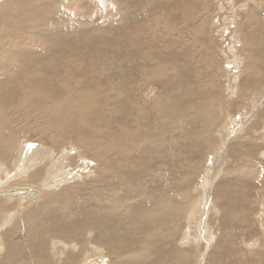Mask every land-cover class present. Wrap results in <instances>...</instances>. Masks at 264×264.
<instances>
[{"label": "bare ground", "instance_id": "6f19581e", "mask_svg": "<svg viewBox=\"0 0 264 264\" xmlns=\"http://www.w3.org/2000/svg\"><path fill=\"white\" fill-rule=\"evenodd\" d=\"M34 1L7 2L0 22V264H190L189 247L194 238L198 242L190 234L200 229L194 226L196 204L190 191L199 168L194 159L207 151L206 134L217 128L220 117L210 102L202 101L195 45L172 38L176 25L166 20H177L182 12L185 26H191L197 3L146 0L141 6L135 0L134 10H118L98 1L104 8L98 16L135 15L137 22L130 31L122 21L109 23L107 34H90L86 24L93 16L79 17L75 9L78 20H72L63 12L64 5L88 1L49 0L52 11L34 6L43 0ZM243 19L242 55L235 54L239 40L229 47L231 63L242 69L229 92L232 108L239 107L247 89L254 103L264 98V91L254 90L251 72L263 73L264 14L246 13ZM121 29L122 36H115ZM70 37L75 39L66 41ZM222 105L217 104L220 113ZM255 122L248 128L251 140ZM245 142L232 146L234 159L244 157L245 147H256ZM87 159L96 168L79 176L76 166ZM257 177L262 186L261 169ZM71 185L77 186L69 190L74 196L54 198L49 206L36 202L45 192ZM185 222L186 239L178 242ZM213 229V250L222 254L224 240Z\"/></svg>", "mask_w": 264, "mask_h": 264}, {"label": "rangeland", "instance_id": "374dc122", "mask_svg": "<svg viewBox=\"0 0 264 264\" xmlns=\"http://www.w3.org/2000/svg\"><path fill=\"white\" fill-rule=\"evenodd\" d=\"M10 1L11 0H0V22L5 20L6 11L4 7L5 4ZM26 1L30 3L36 2L34 0H26ZM85 1L86 2L88 1L89 3H85L84 1H82L83 2L82 5L81 4L72 5L74 7L70 5L69 6L70 8L64 5L63 12L64 13L66 12L65 14L68 15V17H70V19L72 20L73 19L78 20V16L79 17L85 16V14L86 16L89 14L91 15V17L93 16L91 18L92 23L88 22V24H86L88 25V27L89 26L92 27V28L91 27L88 28L90 34L94 32L97 33L101 32L107 34L109 32L108 30L110 28V24L120 25V23L122 24V21L128 23V24L126 23L125 25H128L126 27H128V30L130 31L135 25V22H137L134 21L136 20L134 19L135 15L133 16L131 15L132 18L131 19L130 17L126 18V16H123L122 14L119 15V13L117 12H115L116 16L118 14L122 19L118 16H117L118 18L116 19L112 18V14L110 15V13H114V12H110V13L105 12L107 16L105 14L98 16L99 13L104 11L103 6L100 7V5L102 4L101 3L99 4L98 1L107 4V7H110V5L111 7L116 6L115 8L118 10H121V8L125 6L127 8H131V10H134L132 9V7H135V0L128 1V4L127 2H124L125 0H122L124 3H121V6H120V0L118 1L117 0H85ZM145 1L146 0H140L141 2L140 5L141 6L144 5ZM191 1L197 3L196 8H194L195 10L194 14L191 17L194 26H192L193 24L191 26H188L187 23H186L187 26H185V22H184L185 17L184 14H181L182 13L181 12L179 13L177 20L165 19L166 22L173 23L176 25V29L172 33H169V35L172 36V38L179 40L180 44L182 42V39H185V41H189V42L192 41L191 43L195 45V51L197 55L193 59V63H195V69H196L195 78L198 81V83L202 84L204 90L205 96L202 101L204 102L207 100L208 102H210L211 106L214 107L215 110L217 111L219 109H222L221 107L218 109L217 104L219 105L223 103L222 105L223 113H220V110L218 112L217 111L215 112L216 115L220 117L219 123L216 124V127L218 129L214 128L210 133L206 134V141H207L206 146L208 145L207 151L205 150L203 154H199L197 156L198 158L195 157L196 159H194L199 161L198 164L199 168H197L196 174L193 177V181L190 184V191H193L191 192V195L195 198V204H196V209L194 210L196 216L193 215L195 216L194 224H196L194 226H198L200 227V229L198 230L197 228L195 233L194 232L193 233L191 232V234L189 233L193 238L195 237V235H197L198 237L196 238L197 239L196 241L198 242H195L194 241L195 238L194 239L192 238L193 239L192 243L194 245H192V247H189V250L193 251L190 264H205V263L215 264L217 262L218 264H220V262L224 264H264V222H263L264 182L261 186V183H259L260 177H257V171L261 169L264 178V98H262L263 100L261 101L259 100V102L254 103L253 99L250 98L252 96L251 91L250 89H247L243 101L239 102L240 103L239 107L234 106L232 108L229 106L232 103V101L229 99L231 96L229 92L231 89V85L233 84V79H236L234 75L238 76L239 72H241L242 70L240 69V67L238 69V67L233 65L234 62L231 63L234 55H231L229 51V47L235 44V41L239 40L238 41L239 48L235 46L236 51L235 50L234 51L237 52L235 53L236 55L237 54L242 55V52L240 50L244 46L245 37L243 35L245 33L244 31L246 30L245 27L246 20H244L243 17L246 15V13L247 14L255 13L261 15L264 14V0H250V2L248 3L249 8L244 11H242L243 9L240 11V9L243 8L245 2L249 0H191ZM191 1L177 0V3L183 5ZM38 3H40L41 6H36L34 4L32 5H34L38 9L45 8L49 11H52V9L54 8V6L52 5L51 2H49V0H43ZM85 4H87L86 7ZM90 5H93L92 7L96 6L94 10L92 7L91 8L89 7ZM97 5H99V7ZM128 5L130 6L128 7ZM75 9L81 14L78 13L79 14L78 15L76 13L75 14L72 13L73 10L74 12L76 11ZM90 10L94 11V13L91 14L92 11ZM97 10H99V12ZM122 10H124V8ZM165 11H167V9H165ZM53 12H51V14ZM163 12L164 11H162V13ZM76 15L78 16L75 17ZM124 18L126 21L124 20ZM94 19L97 21L95 22ZM137 20L139 19L137 18ZM99 21L101 24L99 23ZM110 21L113 22L111 23ZM154 21L156 22V24H161L160 20H154ZM93 22H95L96 24H94ZM11 24H13V22ZM92 25L94 27L98 26V28H94ZM100 25L101 26L103 25L102 26L103 29ZM3 26L4 25L0 23V28ZM8 27L10 28V22ZM104 27H106V29ZM189 30L190 32L188 33ZM153 31L154 28H151L150 32ZM114 32L117 34L115 36H122L123 34L122 32L124 31H122L121 29V31H114ZM114 32L113 34H115ZM195 32H199V33L204 32V36L202 37L201 35H198ZM179 33L181 36H178ZM193 33L196 35H194ZM190 34L195 38L192 39ZM74 39L75 38L70 37V38H66V41L70 42L73 41ZM43 49L46 48L43 47ZM38 50L41 51L40 49ZM247 50L249 52L253 51V50H249V48H247ZM184 58L189 60V57H184ZM243 58L247 59L248 53L245 54L243 53ZM256 58H258V60L260 61V57H256ZM242 64L247 65V60H244ZM251 72L253 73L252 75L254 76V78L252 79V84L255 85L254 90L264 91L262 90L264 87V74H263L264 68H263V73H260V76L257 75L255 69H252ZM192 76L194 75L192 74ZM243 79L246 80L245 77H243ZM242 98L243 97H239V99ZM257 104L258 105L261 104L260 105L261 107L259 108ZM252 107H254L255 110ZM244 111L246 113H244ZM246 114L247 116H245ZM255 120L256 122L254 123V125L258 126V128H256L255 133L253 134L254 140H251L249 137L250 135L252 136L251 134L252 132L249 133L248 130L251 129L250 126L253 124V121ZM242 122H244L245 124ZM227 128L229 130L228 132L226 131ZM223 133L225 138H223L222 136ZM243 141L246 142L251 141L256 144V147L251 149L250 146L249 147L247 146V148L245 147V150L241 149L244 152V157L240 159H234L233 154H235L236 152L231 153V150L233 149L232 146L234 144L241 146L242 144H244L242 143ZM212 145L214 146L215 149L213 148ZM203 147L206 148L203 145L202 147H200L201 150ZM217 147L220 150H218ZM74 155H71L70 158L74 157ZM203 157L206 159H204ZM200 158L202 160H200ZM145 159L147 160V162L149 161V157ZM188 159L190 160L189 157ZM80 161L76 166V168H78L77 174L79 176L83 174L85 175L87 169L91 170L92 168H96V165L92 163V161L90 165V161L88 159L86 160L87 163L84 160H80ZM202 162L203 164H201ZM206 163L210 168L206 165ZM231 167H233V169L230 172L229 170L231 169ZM79 170H82L83 172ZM206 172H208L209 174H207ZM205 175H207L208 177ZM73 178L77 181L81 180V179L79 180L78 179L79 177H76V175ZM76 189H77L76 185H71L67 187L64 186L58 190L56 189V191L53 190L50 192H45L40 196V198L36 202L43 206H49L52 204L54 198H56L57 201H60L66 199L68 193L69 196H74L72 195L73 192L69 190L75 191ZM225 190L229 192L228 196ZM212 206L217 208L216 209L217 211L215 209L212 210L211 209ZM209 207L214 216H212V214H209L211 213L209 212L210 210ZM206 211H208L209 213ZM208 227L210 228L209 229L210 232L207 233ZM214 227L215 230H217V227L218 229L222 227L220 231L217 230L216 232L218 239L224 240V244L226 247L224 249V253L222 254H218L215 252V250H213L214 247L216 246L215 242L213 241V235L215 234L213 229ZM185 230L188 231L187 222L183 224V229L181 230V234H180L181 237H179L180 240L178 242H180L181 240L182 242H184V239H186L184 235L186 234ZM221 235L223 236L227 235L228 238L224 239ZM200 240L203 243L202 242L199 243ZM219 247H222V245H219ZM161 248L162 249L164 248L165 250L166 249L170 250V248H168L167 245H162ZM185 250L188 249L185 248ZM1 254H3V252H1ZM171 263L175 264L174 262Z\"/></svg>", "mask_w": 264, "mask_h": 264}]
</instances>
